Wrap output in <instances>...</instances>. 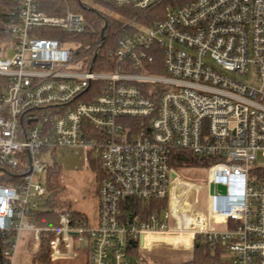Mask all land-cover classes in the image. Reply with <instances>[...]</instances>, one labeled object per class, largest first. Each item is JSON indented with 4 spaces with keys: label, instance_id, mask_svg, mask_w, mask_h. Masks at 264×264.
Wrapping results in <instances>:
<instances>
[{
    "label": "built area",
    "instance_id": "1",
    "mask_svg": "<svg viewBox=\"0 0 264 264\" xmlns=\"http://www.w3.org/2000/svg\"><path fill=\"white\" fill-rule=\"evenodd\" d=\"M16 1L0 51L3 264H13L24 232L48 234L52 261L86 252L89 264H149L143 253L158 243H208L228 264H264V0H188L146 23L167 0H110L138 16L87 49L76 42L88 25L76 8L103 0H74L56 15L48 0ZM57 31L66 37H42ZM57 149H82L87 163L97 155L93 223L64 209L58 226L37 224L51 169L42 157ZM191 158L209 164L202 213L186 210L201 187L176 169ZM135 202L166 208L143 217Z\"/></svg>",
    "mask_w": 264,
    "mask_h": 264
},
{
    "label": "rangeland",
    "instance_id": "2",
    "mask_svg": "<svg viewBox=\"0 0 264 264\" xmlns=\"http://www.w3.org/2000/svg\"><path fill=\"white\" fill-rule=\"evenodd\" d=\"M103 1L110 2V0ZM84 3L89 7L94 6L91 1H85ZM164 4L165 2L159 7H163ZM95 9L98 11H106L101 5L96 6ZM164 9L162 8V11ZM160 17H162L160 12L159 14H153L146 19V22ZM129 19L131 18L124 19V23ZM146 22H142V19H140V23ZM5 46L7 44L3 42L2 47ZM1 55L11 57L13 52L9 51L7 54L3 53ZM228 75L232 79L245 84L254 83L255 80L251 74L248 76H239L236 73H229ZM85 157L86 154L82 149H57L53 157L50 153H46L43 154L42 158L51 168L59 166L61 169L60 182L63 190L58 193L56 200L61 204H68L74 211L84 213L88 217V220L93 223L98 209V169L95 167V164H97V155L94 153L90 163L85 161ZM258 164H264V158L261 153L258 154ZM207 166L190 167L187 165L176 168L183 180L201 187L188 195L187 199L189 202L186 210L188 209L187 211L189 212H206L208 205L207 182L209 175ZM42 185L44 187L48 186L46 175L42 178ZM52 195L53 192H49L43 199ZM39 245L40 241L35 240L32 233L24 232L21 236L13 264H32L33 256L37 253ZM194 249L195 246L192 249H184L182 246L177 247L169 243H158L152 249L145 251L143 256L149 264H181L192 260ZM85 253L71 260H58L50 264H87L88 256ZM222 259L228 264L226 255H222Z\"/></svg>",
    "mask_w": 264,
    "mask_h": 264
},
{
    "label": "trees",
    "instance_id": "3",
    "mask_svg": "<svg viewBox=\"0 0 264 264\" xmlns=\"http://www.w3.org/2000/svg\"><path fill=\"white\" fill-rule=\"evenodd\" d=\"M188 0H167L164 6L155 8L142 17V22H146V19L160 12L161 16L164 12L162 8H166L167 6L172 5H184ZM74 4V0H48L46 3L45 11L48 15H56L62 12L64 9V5L66 3ZM101 7H103L106 11H98V10H84L81 7H77L76 11L81 12L86 16L88 21L86 31L76 37V42L81 45L83 49H87L91 45L99 42L101 37V32L105 25H107V29L105 34L108 36L116 31L118 34L114 35L115 38H118L122 35V27L124 24V19L128 18H136L138 16V12L128 8L121 7L113 2L109 1H101L99 3ZM60 6L59 10H56V6ZM18 3L16 0H0V51L2 48V43L8 38V28L16 23V18L13 16V12L16 10ZM160 9V11H158ZM161 18V17H160ZM156 20V19H153ZM148 22V21H147ZM42 37L47 38H60L64 39L66 37L60 31L56 33L43 34ZM150 73L162 72V67L159 68H149ZM98 169V179H101L102 170L99 164H95ZM190 167H198V166H207L209 165L207 162L198 161L196 159H189L187 164ZM186 165V166H187ZM61 177V169L59 166H54L47 173V190L48 192H53L52 196H49L44 208L40 209L36 213V219L38 226L42 228H50L58 226L59 222V214L64 211V209L70 210L71 207L66 203H60L56 200L58 193L63 190V187L60 182ZM130 205L143 214V217H147L153 214H160L166 208V202H135L130 203ZM49 236L47 233H43L40 238V245L37 253L33 256L32 264H50L53 263L50 250L48 246ZM86 254V253H85ZM87 255V254H86ZM88 256V255H87ZM4 263V259L0 256V264ZM89 264V260L87 261ZM181 264H226V262L222 259L221 250H212L211 246L208 243H198L195 246L194 254L192 260L181 263Z\"/></svg>",
    "mask_w": 264,
    "mask_h": 264
},
{
    "label": "water",
    "instance_id": "4",
    "mask_svg": "<svg viewBox=\"0 0 264 264\" xmlns=\"http://www.w3.org/2000/svg\"><path fill=\"white\" fill-rule=\"evenodd\" d=\"M106 29H107V25L104 26V28H103V30L101 32V40L102 41H105L106 40V37H105V31H106ZM210 189H211V193H213L214 190H215V185L212 184L211 187H210ZM217 189L220 190L223 193L226 192V188L223 185H218L217 186Z\"/></svg>",
    "mask_w": 264,
    "mask_h": 264
},
{
    "label": "crops",
    "instance_id": "5",
    "mask_svg": "<svg viewBox=\"0 0 264 264\" xmlns=\"http://www.w3.org/2000/svg\"><path fill=\"white\" fill-rule=\"evenodd\" d=\"M96 219V218H95Z\"/></svg>",
    "mask_w": 264,
    "mask_h": 264
}]
</instances>
